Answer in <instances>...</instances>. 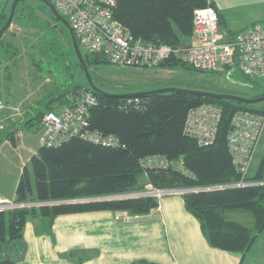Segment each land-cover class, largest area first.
<instances>
[{"label": "trees", "instance_id": "1", "mask_svg": "<svg viewBox=\"0 0 264 264\" xmlns=\"http://www.w3.org/2000/svg\"><path fill=\"white\" fill-rule=\"evenodd\" d=\"M22 1L18 0L11 20L19 26L17 14L24 8L20 6ZM42 3L46 9L42 7L39 10L48 18L41 17L47 26L54 32L57 30L60 36L64 30L68 32L63 23L52 16L47 5ZM208 4L216 10L213 2L208 0H116L112 15L133 39L176 46L188 43L192 33L193 10ZM9 10L8 6L7 11H0V27L7 19ZM216 13L218 17L217 10ZM239 31L230 34V37L222 33L225 39H231ZM64 41L67 50L71 48L79 74L74 71L70 62L72 59H69L66 62V67L71 70L69 79L59 84L43 107L26 120L28 126L38 125L44 112H57V108L70 105L71 99L74 101L81 93L91 91L72 50L68 33ZM82 55L91 76V68L102 63L112 64L99 53L82 51ZM151 67L216 73L197 70L173 56ZM253 84L261 88L257 96L263 95L264 85L258 81H253ZM92 93L96 100L87 108V124L83 130L97 131L103 136L111 135L117 144L106 145L72 134L57 145L39 146L30 156L28 165L21 169L14 189V200L40 203L0 212V244L21 240L26 220L33 217L52 220L59 214L97 210L146 214L157 206L156 197L118 195L140 190L147 181L157 188H186L181 194L184 206L197 219L207 243L215 248L244 254L258 234L264 231V184L231 186L239 176L231 161L226 135L230 129V117L235 111L250 110L264 114V100L242 103L181 92L152 93L131 99ZM204 103L217 106L221 115L212 144L199 146L184 133L183 124L188 109ZM3 138L14 143L11 133L0 137V143ZM152 155L164 157L176 165L149 168L145 176L140 161ZM246 179L264 180V151L256 171L248 174ZM207 186L217 188L189 190ZM237 210L251 215V226L226 216L227 211ZM72 252L69 251L66 256H71ZM134 264L148 263L138 260Z\"/></svg>", "mask_w": 264, "mask_h": 264}, {"label": "built area", "instance_id": "2", "mask_svg": "<svg viewBox=\"0 0 264 264\" xmlns=\"http://www.w3.org/2000/svg\"><path fill=\"white\" fill-rule=\"evenodd\" d=\"M69 22L79 48L85 52L99 53L107 61L120 66L151 67L168 58L177 59L201 71L227 73L237 68L243 75L264 79V23L255 22L239 31L234 38L225 39L219 28L216 10L211 5L196 7L192 15V33L187 44L170 46L164 43H144L133 39L112 15L116 0H48ZM71 99V98H70ZM131 99V98H130ZM96 98L91 91L81 93L70 105L59 110L44 112L37 126L40 146L59 144L72 134H79L94 142L116 145L117 140L97 131L87 132V108ZM7 106V105H6ZM5 104L0 98V131L3 130ZM220 109L212 104H200L188 109L183 124L185 134L199 146H208L215 139ZM264 132V114L250 110H237L230 117L226 143L232 164L239 179L231 186L260 185L264 180H247L252 157ZM172 164L164 157L152 155L140 161L147 176L149 168H167ZM230 186V185H228ZM217 188L194 187L189 190ZM186 188H157L147 182L137 196L182 194ZM121 194L120 196H128ZM40 202H17L0 195V212L12 207L37 205ZM259 264V263H258ZM264 264V263H261Z\"/></svg>", "mask_w": 264, "mask_h": 264}, {"label": "crops", "instance_id": "3", "mask_svg": "<svg viewBox=\"0 0 264 264\" xmlns=\"http://www.w3.org/2000/svg\"><path fill=\"white\" fill-rule=\"evenodd\" d=\"M208 1L213 2L220 29L227 37L252 23H264V0ZM6 5L0 11H7ZM16 26L20 27L11 22L7 33L15 34L12 28ZM7 57L11 59V55ZM3 116L6 127L0 137L11 133L14 143L3 138L0 149L15 145L21 130L28 128L25 113L14 120L9 111H4ZM37 148H31L29 156ZM0 195L14 198V190L11 195ZM69 251L73 254L68 257ZM138 260L148 264H261L264 231L244 254L212 247L202 235L197 219L186 210L182 195L166 194L158 198L155 208L142 215L97 210L59 214L52 220L29 218L21 240L0 244V262L8 264H134Z\"/></svg>", "mask_w": 264, "mask_h": 264}, {"label": "rangeland", "instance_id": "4", "mask_svg": "<svg viewBox=\"0 0 264 264\" xmlns=\"http://www.w3.org/2000/svg\"><path fill=\"white\" fill-rule=\"evenodd\" d=\"M12 1L0 0V8L4 3L7 4L6 7H10ZM20 6L24 7L17 14L21 26L12 28L15 34L11 33V35L5 32L0 40V64L2 63L0 67V91L5 104L3 113L9 111V117L13 120L23 113H25L26 120L33 117V114L42 108L44 103L54 94L59 84H63L65 80L69 79L71 70L66 67V62L69 59H72L70 62L74 66V71L79 74L74 65L75 60L72 57L71 48L67 50L64 41V38L67 40V33L69 34V32L64 30L63 38L57 33V30L54 32L47 26L43 19L48 18L39 10L42 7L46 9L41 1L23 0ZM57 23L61 27L60 23ZM81 51L83 50L81 49ZM7 55H11V59ZM7 58L9 60L6 61ZM91 72L93 80L108 93H129L149 90L158 86H173L187 89L204 88L207 91H218L252 98L261 92V88L253 84V81H258L264 85V79H249L237 69L228 75L224 73L203 74L185 68L165 69L102 63L91 68ZM6 100L9 103H5ZM57 109L59 110V108ZM5 118L3 116V130L6 127ZM40 132L39 126L37 128L35 124L28 126L24 131L21 130V135L16 138L15 145L10 144L11 147L5 146V148L1 146V194L11 195L13 193L22 167L28 165L31 148H37ZM263 151L264 132L252 157L249 175L256 171ZM146 183L147 181L144 185ZM140 190L127 194L130 196V194ZM226 216L239 220L247 226L252 224L251 215L242 210L227 211Z\"/></svg>", "mask_w": 264, "mask_h": 264}, {"label": "water", "instance_id": "5", "mask_svg": "<svg viewBox=\"0 0 264 264\" xmlns=\"http://www.w3.org/2000/svg\"><path fill=\"white\" fill-rule=\"evenodd\" d=\"M44 2L49 10L51 11L52 16L57 19L58 21L62 22L63 25L67 28L69 34H70V39L73 47L74 54L80 63L83 73L86 79V82L92 92H97V93H104V94H109L117 97H128V98H137L141 97L144 95H149L152 93H164V92H181V93H186V94H191V95H198V96H203V97H211V98H225V99H232L235 101H239L242 103H255L260 100H264V94L257 96V97H252V98H247V97H242L239 95L235 94H229V93H217V92H212V91H207V90H199V89H187V88H180V87H173V86H164V87H157L149 90H144V91H135V92H129V93H108L102 89H100L93 81L92 76L85 64L82 51L80 50L77 40L74 37L72 28L67 21V19L62 16L54 7V5L48 1V0H40ZM18 0H13L10 6L9 14L7 16V19L3 23V25L0 27V35L9 27L14 10L16 7ZM0 264H8L7 262H0Z\"/></svg>", "mask_w": 264, "mask_h": 264}]
</instances>
